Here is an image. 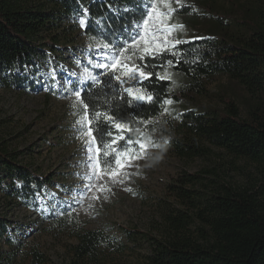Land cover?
<instances>
[{
  "label": "trees",
  "instance_id": "1",
  "mask_svg": "<svg viewBox=\"0 0 264 264\" xmlns=\"http://www.w3.org/2000/svg\"><path fill=\"white\" fill-rule=\"evenodd\" d=\"M152 3L0 0V86H28L26 70L36 69L43 47L47 46L51 56L61 41L72 39L79 30L78 18L83 19V33L89 40L119 58L120 51L140 33ZM171 4L176 12L170 22L184 25L188 32L187 39L178 33L177 40L186 42L157 55L144 54L139 44V50L126 53L131 56L127 61L130 66L135 64L152 74L148 79L131 80L121 70L107 67L98 69L96 79L81 87L92 124L101 130L95 147L103 151V145L111 143L109 130L113 137L119 134L103 117L98 120L95 116L96 112L107 113L130 129L113 145L118 151L133 141L130 147L138 152L135 142L139 141L166 145L177 157L190 159L205 155L207 144L250 160L258 178L251 186L235 187L207 180L206 171L182 173L170 188L187 211L165 209L160 236L125 227L120 229L123 238H119L74 224L70 227L74 242L68 246L66 264H119L127 251L137 247L148 249L144 264H264V100L248 103L243 118L230 99L224 101L222 111L202 108L196 102L197 97L207 96V83L218 76L235 81L253 99L264 97V8L245 0H181L182 6L171 0ZM44 36L49 41L40 45ZM141 55L143 59L138 58ZM164 76L169 78L161 79ZM127 88H142L153 100L129 103L132 98L125 92ZM168 99L173 103L165 104ZM163 114L172 120H163ZM162 124L173 131L164 135ZM18 155L0 143V190L32 208L42 185L51 179L37 176L19 162ZM7 178L10 182L5 185ZM76 221L75 216L70 217V222ZM9 229L0 216V264H15L14 253L3 249V244L11 250L15 246ZM26 261L46 264L48 259L36 248H29Z\"/></svg>",
  "mask_w": 264,
  "mask_h": 264
},
{
  "label": "rangeland",
  "instance_id": "2",
  "mask_svg": "<svg viewBox=\"0 0 264 264\" xmlns=\"http://www.w3.org/2000/svg\"><path fill=\"white\" fill-rule=\"evenodd\" d=\"M245 1L264 8V0ZM153 3L160 6V0ZM160 10H164L162 6ZM81 20L78 18L79 30L72 34V39L61 41L53 55L50 56L47 46L43 47L44 55L37 57L36 69L28 68L25 72L30 81L28 86H0V143L18 152L19 162L37 176L51 179L42 185L32 208L0 190V216L9 225V235L15 244L12 250L3 244V249L14 253L15 264H26L29 248L43 253L48 259L46 264H66L68 246L74 242L70 236V227L74 224L103 230L119 238H123L120 229L125 227L160 236L161 215L165 209L187 211L170 188L182 173L206 171L207 180L235 187L251 186L258 178L253 162L235 158L207 144H204L208 149L205 155L182 159L166 145L146 143L142 153L140 149L136 152L138 159L122 161V164L132 165L119 169L122 183L113 182L109 175L102 173H98L99 179H89L93 171L89 161L91 153L85 143L84 129L77 123L84 109L76 102L75 92H80L88 80H95L98 69L107 68L99 65H111L117 57L89 40L83 33ZM153 27L158 25L149 20V36ZM178 33L188 38L185 29L171 34L157 33L156 43L151 47H163L165 40L174 43L180 37ZM145 35L143 25L134 39L143 48L145 43L141 37ZM48 41L44 36L38 43ZM206 88L207 96L197 97L198 106L222 111L224 101L230 99L239 108L242 118L248 103L264 100L262 96L251 98L241 85L224 76L211 80ZM171 117L169 114L161 116L167 121H171ZM161 126L164 135L170 134L172 129ZM156 136L163 137L162 134ZM125 172L128 173L126 178ZM9 180L7 178L4 184ZM71 216L77 218L75 223L70 222ZM147 253L146 247L131 249L121 257L119 264H144Z\"/></svg>",
  "mask_w": 264,
  "mask_h": 264
},
{
  "label": "snow or ice",
  "instance_id": "3",
  "mask_svg": "<svg viewBox=\"0 0 264 264\" xmlns=\"http://www.w3.org/2000/svg\"><path fill=\"white\" fill-rule=\"evenodd\" d=\"M177 5L182 6L180 4V0H176ZM163 7V11L160 10V7ZM176 12V8L172 7L171 0H160V6L156 3L151 5V11L148 13V19L144 21V30L145 36L141 37V40L144 41L145 47L143 48V53L147 55H157L162 51L169 50V48H174L175 44L185 43L186 41L175 40L174 43L168 40L164 41V46L161 47L160 45H156L155 47H151V45L156 43V34L157 33H167L171 34L176 30H183L184 25L182 24H173L171 23V18L173 14ZM149 20L153 22L154 25H158V27H153L151 29V35L149 36ZM81 25H84V21H80ZM147 37V38H146ZM139 41H134L130 46L122 49L119 53V58L115 59L111 65H99L100 67H112L113 70H121L124 76H127L131 80H146L152 74L143 72L138 66L132 64L131 66L127 61L131 60V56L126 55V53L133 51V49H138ZM107 47V46H106ZM134 54V53H133ZM176 53L173 52V55ZM139 59H143V55L138 57ZM169 65L172 64V61H168ZM169 77L164 76L161 79H167ZM115 79L117 81H121V76H116ZM125 92L132 98L129 103L138 102V101H149L153 100L152 95L145 94L144 89H132L127 88ZM76 102L82 105L84 109V115L82 116L80 121H77L78 124L84 129V136L87 137L85 140L86 145L88 146V152L91 153L89 157L90 166L92 167V173L89 179H99L100 176L98 173H102L105 175H109L113 182H120L123 181L119 179V169L124 167H131L130 163H123L122 164V157L131 158V159H138L139 155L136 154L135 149L131 148L130 145L134 143L133 141H128L122 151H118L117 148L113 147L116 145L120 140L124 139V130L129 129V126L126 124L121 123L120 121L116 120L115 117L107 114V113H100L96 112L95 116L99 120L100 117L107 122V124L111 125L112 128H115L119 131V134L113 137L111 130L107 132L109 137H112L111 143H106L103 145V151H101L100 147H93L96 145L97 141V133L101 132L100 129L96 128L92 124V120L88 115V108L89 105L84 103V100L81 98L80 92H75ZM165 104H172L173 101L168 99L164 101ZM75 106V105H74ZM165 112H168L169 109L165 108ZM147 123V121H145ZM135 143L139 144V148L141 153L145 148V144L139 141ZM101 156L103 159H101ZM124 177L128 176V173H123Z\"/></svg>",
  "mask_w": 264,
  "mask_h": 264
}]
</instances>
